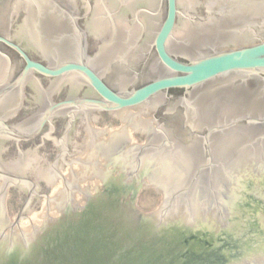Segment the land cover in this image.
Here are the masks:
<instances>
[{
    "label": "water",
    "instance_id": "water-1",
    "mask_svg": "<svg viewBox=\"0 0 264 264\" xmlns=\"http://www.w3.org/2000/svg\"><path fill=\"white\" fill-rule=\"evenodd\" d=\"M47 1L65 23L60 6ZM166 2L153 49L167 72L125 91L86 61L84 38L79 57L55 67L5 40L26 67L0 91V106L22 96L33 72L78 74L69 78L83 77L99 98L52 104L31 134L0 118V136L35 137L65 109L112 112L123 126L80 136L74 129L66 158L58 156L67 149L62 129L64 142L47 140L44 162L34 152L0 163V264H264V86L214 84L264 77V0ZM172 89L192 91L181 105L189 128L181 134L164 130L154 112ZM17 157L14 149L4 159ZM149 187L164 194L153 213L137 205Z\"/></svg>",
    "mask_w": 264,
    "mask_h": 264
},
{
    "label": "flooded vegetation",
    "instance_id": "flooded-vegetation-1",
    "mask_svg": "<svg viewBox=\"0 0 264 264\" xmlns=\"http://www.w3.org/2000/svg\"><path fill=\"white\" fill-rule=\"evenodd\" d=\"M66 3L68 10L64 12L67 15V19L71 23V18L75 17L76 14L80 16V24L82 27L84 26V20H86L90 13L91 0H86V4L88 8L86 10H82L79 8L77 0H55L58 6L62 5V2ZM61 10V7H60ZM62 11V10H61ZM160 9L157 10V13ZM63 12V11H62ZM141 10L137 14L138 17L141 14ZM31 13V11H30ZM29 8L27 2L25 0H2L0 1V91L10 85L16 77L20 74V72L26 67V61L23 56L20 54L18 50L10 46L6 43L5 40L14 43L19 46L32 60L40 62L46 66L55 67L62 62L51 65L45 59L35 56L28 46L25 45L23 41H21L16 35H25L27 36V40L33 43L34 47L44 51V53H53L52 50L59 49L61 52V48L67 43L66 37H59L60 35L57 32L53 34L50 32L45 33V35H49L44 38L42 44L43 46L47 45L48 48L43 50L38 42L31 35L29 27H31V23L29 20ZM65 17V18H66ZM179 18V16H178ZM177 18V24H178ZM66 21V20H65ZM67 22V21H66ZM176 24V28H177ZM161 28V27H160ZM45 29V28H44ZM68 33L67 29L62 27L58 29V33ZM176 31V29H175ZM33 33V32H32ZM175 33V32H174ZM65 39V40H64ZM102 40V38H100ZM100 40V41H101ZM88 45L90 42L88 40ZM260 40L255 41L251 44L259 43ZM102 43V41H101ZM101 43H97V45H101ZM37 45V46H36ZM250 45V44H246ZM90 47V46H89ZM37 48V49H38ZM237 48V47H236ZM63 49H65L63 47ZM100 49V47H98ZM88 51V50H87ZM99 51V50H98ZM89 52L91 53L92 51ZM65 53V50H64ZM131 58H126V61L118 62L117 67L115 64H112L115 68L112 67L114 77L119 76L120 74H124V66H128V62L133 57V52H131ZM71 57L66 58L64 61L77 59L73 53H68ZM156 54V53H155ZM157 55V54H156ZM129 57V56H128ZM158 57V56H157ZM180 59V58H179ZM159 60V58H158ZM137 61V60H136ZM135 61V63H137ZM188 61V60H184ZM160 62V60H159ZM161 63V62H160ZM133 64V63H132ZM141 63H138V67ZM130 65V63H129ZM136 65V64H134ZM119 66V67H118ZM148 68V62L143 65V73ZM139 69V68H138ZM72 75L78 74H67L60 77H48L38 72H33L27 83L23 87L22 96L17 91L15 94L11 95L6 102L0 106V118L8 125L19 129L25 134H31L38 126L40 118L39 116L46 110L49 106L54 103L61 102L68 99L75 98H99L97 92L93 89V87L86 82V80L81 77L82 81H77L75 79L69 78ZM244 76V75H243ZM236 75V79L228 80V78L222 79L219 82L214 83L215 85L220 84L223 86H235L240 84H248L258 82L261 86H264V77H246V76ZM104 80L114 88L110 82L104 77ZM150 81V80H148ZM145 81L144 83L148 82ZM142 83V84H144ZM142 84L137 85L136 87L141 86ZM192 92V91H190ZM190 92H187L185 89H172L163 95L162 100H160L155 107V116L161 123H163V129L168 131L172 130V133H183L186 130H189L188 127L185 126L186 119L183 115V109L181 105L185 102V100L191 98ZM63 94H66L63 96ZM20 98V99H19ZM160 98V97H158ZM157 98V99H158ZM264 99V98H263ZM247 102V101H246ZM259 102V101H258ZM257 102V103H258ZM261 102H264L263 100ZM146 105V104H145ZM170 105L168 111H164L165 107ZM144 106V105H141ZM141 106H136L128 109H140ZM183 106V105H182ZM184 107V106H183ZM181 109V110H180ZM127 110V109H124ZM123 111V110H122ZM120 112V111H118ZM99 113H112L107 111H99L89 108H82L80 111H76L73 113L71 109H65L61 112L53 115L49 121L45 123L42 130L35 137H32L27 140H19L13 137L8 136H0V163L1 165H14L18 164L19 161L23 158V156L31 155V153H42L43 158L38 157L40 162L45 161L46 152L49 149V146L59 147L57 143L59 142V138L64 142V137L59 135L60 131L64 130L68 136V140L66 143L67 149L61 153V158H66L69 155L68 146H70V137L71 133L74 129L78 130L76 135H82L83 133H90L93 128L92 124L94 122L99 123L100 115ZM261 113V112H260ZM247 116H241L236 118H242ZM173 128V129H172ZM187 128V129H186ZM47 140L51 141V145L47 143ZM77 146H80L77 142ZM14 149L18 152L17 159L13 161H6L4 159L5 155L11 153ZM57 149V148H56Z\"/></svg>",
    "mask_w": 264,
    "mask_h": 264
},
{
    "label": "rangeland",
    "instance_id": "rangeland-1",
    "mask_svg": "<svg viewBox=\"0 0 264 264\" xmlns=\"http://www.w3.org/2000/svg\"><path fill=\"white\" fill-rule=\"evenodd\" d=\"M77 1L80 9L86 10L88 8V5L85 3L86 0ZM27 5L30 17L33 16V14H37V17L40 18V20L42 18H53L54 20L57 19L60 21V23L55 25L43 24V27L41 28L43 32H51L52 34L57 32V34L60 35L59 37L67 38V40L64 39L65 42L67 41V43L63 46L65 49L62 47L61 52L59 49H54L52 50L53 53H44V51L40 50L37 45L38 49L34 47L33 43L27 40V36L22 34L16 35L25 43L26 46H28L35 56L45 59L51 65H56L66 60V58L71 57L68 53H73L74 56L79 57L82 39L84 38L88 50L85 57L86 61L89 62L91 66L101 73L110 82V84L119 91L133 89L137 85L142 84L145 81L155 79L167 72L166 68L159 62L153 49L155 38L166 18V0H132L131 3H122L121 0H91V13L83 23L86 28L81 26L79 22L80 16L77 14L75 15L78 19V27H80L81 31L78 27L75 28L73 24L71 28V23L67 18H65V20L68 21L64 23L62 17H59L61 15H57L55 11L53 13V10L49 8L50 3L47 0L45 2H42L41 0L40 3L37 0H31V2H28ZM55 5L57 6V3ZM60 7L63 12L68 13L69 9L67 8L65 1L62 2ZM158 9H160V11L157 13ZM139 10L142 12L138 17L137 14L139 13ZM118 22L124 27L125 31H129L128 35H133L131 31H133L135 27H138L136 31L137 34L133 45L129 47L130 49L127 48L129 50L125 52V55L114 54L112 56L115 43L109 40L105 44V40L112 37L114 31L113 25H116ZM64 26L68 33L64 32L61 34L60 31V33H58L59 27H62L63 29ZM31 27L32 29L29 27L31 35L33 34V38L38 42L40 47L43 50H46L48 46H43L42 42L44 38L50 34L45 35L42 32L43 35L41 34V39H39L37 36L40 35H37V33L35 34L38 30L34 32L33 25H31ZM87 36L90 45H88ZM100 38H102V40ZM99 42L101 45L99 44L96 47V44ZM98 47H100V49H98ZM89 49L92 51L91 53L89 52ZM131 52L134 54L132 59L128 62V66H124V74L122 73L119 76L114 77V73H111L113 72V70L111 71L112 67H117L118 62L121 63V61H126L127 63L128 58H131L132 56L130 55L132 54ZM135 61L137 63H135ZM145 62H148V68L143 73V65ZM138 63H141L139 67ZM112 64H115V67L112 66ZM99 114L104 121L101 123L94 122L92 124L93 128L105 129L111 124V130L114 131L123 126V120L121 118H116L110 113ZM3 183L4 180L0 179V186ZM163 198V193L157 192L153 187H149L140 191L137 205L142 212L153 213L160 208Z\"/></svg>",
    "mask_w": 264,
    "mask_h": 264
},
{
    "label": "bare ground",
    "instance_id": "bare-ground-1",
    "mask_svg": "<svg viewBox=\"0 0 264 264\" xmlns=\"http://www.w3.org/2000/svg\"><path fill=\"white\" fill-rule=\"evenodd\" d=\"M39 3L41 2V0H37ZM46 0H42V2H45ZM122 3H131L132 0H121ZM47 5V4H46ZM30 21H31V25H33L34 27V32L35 34L37 33V36L39 39H41L40 37L43 35L42 34V27L43 24H51V25H55L57 23H60L59 20L57 19H53V18H47V19H41L37 17V14H33V16L30 17ZM114 27V31L112 34V37L110 39H106L105 40V44L110 40L111 42L115 43V48L113 50L112 56L114 54H118V55H125V52L127 50H129L131 47V45H133V42L135 41L136 38V31L138 27H135L132 32L133 35H128L129 31H125L124 27L118 22L116 23V25H113ZM42 34V35H41ZM129 48V49H127ZM124 58V57H123Z\"/></svg>",
    "mask_w": 264,
    "mask_h": 264
}]
</instances>
